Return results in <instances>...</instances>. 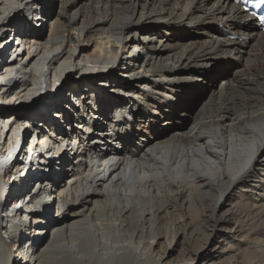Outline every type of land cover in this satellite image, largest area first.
Returning <instances> with one entry per match:
<instances>
[{
    "label": "bare ground",
    "instance_id": "1",
    "mask_svg": "<svg viewBox=\"0 0 264 264\" xmlns=\"http://www.w3.org/2000/svg\"><path fill=\"white\" fill-rule=\"evenodd\" d=\"M247 17L231 0H0V264H264V33ZM22 119L45 126L35 166Z\"/></svg>",
    "mask_w": 264,
    "mask_h": 264
},
{
    "label": "rangeland",
    "instance_id": "2",
    "mask_svg": "<svg viewBox=\"0 0 264 264\" xmlns=\"http://www.w3.org/2000/svg\"><path fill=\"white\" fill-rule=\"evenodd\" d=\"M48 4V3H47ZM39 19V18H38ZM44 29V28H43ZM186 33H191V31H189V30H187L186 31ZM14 44H15V42H13ZM13 45V44H12ZM95 46H93L92 48H94ZM85 50H89V48H85ZM11 55V52L10 51H8L7 52V55H6V57H8V56H10ZM235 65V64H234ZM236 65H237V63H236ZM228 68H230V65L228 66ZM69 81V80H68ZM67 81V82H68ZM67 82H65V83H67ZM65 83H63V81H61L60 82V84L59 85H57L54 89H53V91L50 93V95H48V96H50V97H52L54 94H56V92H57V94L58 93H60V88H63L64 86L63 85H65ZM213 84V83H212ZM70 94V93H69ZM204 97V91L203 90H201L200 92H199V94H197V96H196V98H195V101L192 103V105H191V107L190 108H193L194 107V105L196 104V103H198L200 100H202V98ZM44 98H42L41 99V101L43 100ZM41 101H39L36 105H30V107L31 108H34V107H37V105H39L40 103H41ZM107 103L109 104V101H107ZM189 117H188V115H186V117H185V119H188ZM24 151V150H23ZM16 157V156H15ZM25 177V176H24ZM55 206V201L52 199L51 200V202H50V205H49V207H54ZM179 252H177L176 254L174 253V256L173 257H175L176 258V256H177V254H178Z\"/></svg>",
    "mask_w": 264,
    "mask_h": 264
}]
</instances>
